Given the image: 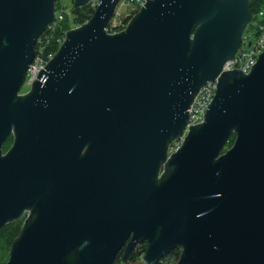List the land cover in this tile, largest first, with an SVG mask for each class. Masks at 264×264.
<instances>
[{"label": "water", "instance_id": "95a60500", "mask_svg": "<svg viewBox=\"0 0 264 264\" xmlns=\"http://www.w3.org/2000/svg\"><path fill=\"white\" fill-rule=\"evenodd\" d=\"M55 1L0 0V229L29 212L6 264H114L128 242L127 262L141 240L146 264L177 247V264H264V52L249 74L222 72L250 1L147 0L112 35L118 0H100L19 95Z\"/></svg>", "mask_w": 264, "mask_h": 264}, {"label": "built area", "instance_id": "2783aa9c", "mask_svg": "<svg viewBox=\"0 0 264 264\" xmlns=\"http://www.w3.org/2000/svg\"><path fill=\"white\" fill-rule=\"evenodd\" d=\"M70 1H72L73 8L75 0ZM99 3L100 0H87L85 5L89 6L95 11ZM145 3H147V0H118L114 9V13L105 27L106 32L113 35L125 30L133 17L141 10ZM55 8V19L38 37L35 45V56L26 70V75L22 86H28L30 90L33 87V82L37 79L40 70L44 68L47 63L55 56L57 51L65 42L67 32L70 30H67L65 33H56L60 23L66 18V16H69L67 14V0H56ZM91 17L76 27L87 23ZM262 52H264V6L260 8L255 14H252L251 21L248 23L242 35L239 48L232 58L225 61L222 67V72L237 69L243 70L245 74H249ZM220 76L221 75H219L214 80L207 81L194 96V100L188 109L190 115L187 126L182 135L179 138L172 140V142L169 144L167 150V159L162 164L159 177H161L166 171V163L171 158L172 154L177 152L178 149L183 145L186 136L190 132V127L192 125L201 124L204 122L205 113L208 109V106L218 91V82Z\"/></svg>", "mask_w": 264, "mask_h": 264}, {"label": "trees", "instance_id": "16d2710c", "mask_svg": "<svg viewBox=\"0 0 264 264\" xmlns=\"http://www.w3.org/2000/svg\"><path fill=\"white\" fill-rule=\"evenodd\" d=\"M249 1H250V10H251L252 14H255L260 8H262L264 6V0H249ZM93 12H94V10L87 5H83V6H79V7H76L74 5L72 8V15H73L72 18H70L69 16H66V18L60 23V26L57 28L56 33L57 34L65 33L67 30H69L71 28V24L79 25V24L83 23L84 21L88 20L92 16ZM235 136H236L235 134H233L231 136L229 143L235 138ZM6 144H7V140L5 141L3 147ZM8 223L5 224L0 229V231L2 229H5L8 225ZM23 226H24V224L22 225V227L15 228V230L17 231L16 232L17 234L12 233L11 235H8L7 239L5 240V243H4L5 244V250L8 251V253H10L12 244H13L15 238L18 237V235L21 233ZM146 251H147V245L146 244H138L137 247L135 248V250L133 251L130 260L136 261L138 259H142V256L140 257V254H141V252L145 253ZM180 255H181V248L177 247L176 249L171 251L167 257L169 258V257L174 256L175 258H177L179 260ZM167 257H165L163 259V261L157 262L156 264H168L165 262V259ZM9 258H10V254H9ZM117 262L119 264L123 262V254H121V257H119ZM140 264H146V263L141 262Z\"/></svg>", "mask_w": 264, "mask_h": 264}, {"label": "rangeland", "instance_id": "374dc122", "mask_svg": "<svg viewBox=\"0 0 264 264\" xmlns=\"http://www.w3.org/2000/svg\"><path fill=\"white\" fill-rule=\"evenodd\" d=\"M67 7H68L67 14L70 17H72L71 16L72 15L71 14L72 1L67 0ZM76 26L77 25H75V24H71V28H75ZM20 90H21V93H25V92H28L30 90V88L28 86H22ZM235 139H236V136L230 143H229V141L226 143V145L224 146L223 152H225L226 150H228L230 147L233 146ZM13 140H14V135L11 134L9 136V138L7 139V144L3 147V153H6L11 148V146L14 143ZM28 216H27V213H26L21 218L15 219V220L9 222L7 227L0 231V264H6L8 262V260H9V254L10 253H8V251L5 250V244H4L5 240L7 239L8 235H11L12 233L17 234L16 233L17 231L15 230V228L22 227V225L25 223V220L28 218ZM144 254L145 253H143V252H141V254H140V257L142 256V259H138L136 261L129 260L127 262H122L120 264H140L141 262H144L143 261ZM165 262L168 263V264H177L178 259L175 258L174 256L169 257V258L167 257L165 259Z\"/></svg>", "mask_w": 264, "mask_h": 264}, {"label": "flooded vegetation", "instance_id": "af4514ba", "mask_svg": "<svg viewBox=\"0 0 264 264\" xmlns=\"http://www.w3.org/2000/svg\"><path fill=\"white\" fill-rule=\"evenodd\" d=\"M21 94H24V93H21V91L19 92V95H21ZM9 151V150H8ZM7 151V152H8ZM6 152V153H7ZM162 167V166H161ZM161 167H160V170H159V172L161 171ZM27 213V216L29 215V212L28 211H25L24 213H23V215L22 216H24L25 214ZM22 216H20L19 218H21ZM29 217V216H28ZM19 218H17V219H19ZM15 220V219H14ZM127 243L128 242H126V244L120 249V251L118 252V254H117V257H116V260H115V262H114V264H119L117 261H118V259H119V257H121V254H123L124 255V253H125V248H126V245H127ZM138 244H148V241L147 240H144V241H138L137 242V244L135 245V247L133 248V250L131 251V253H130V256H129V260H130V258H131V256H132V253H133V251L135 250V248L137 247V245ZM176 249V248H175ZM174 250V249H173ZM172 250V251H173ZM170 253H168L167 255H165L161 260H159L158 262H161V261H163V259L165 258V257H167L168 255H169ZM128 260V261H129ZM124 262V261H123Z\"/></svg>", "mask_w": 264, "mask_h": 264}]
</instances>
